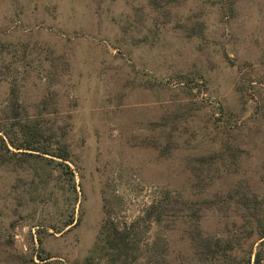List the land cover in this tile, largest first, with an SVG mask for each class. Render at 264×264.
<instances>
[{
	"label": "rangeland",
	"instance_id": "rangeland-1",
	"mask_svg": "<svg viewBox=\"0 0 264 264\" xmlns=\"http://www.w3.org/2000/svg\"><path fill=\"white\" fill-rule=\"evenodd\" d=\"M225 11L215 0H0V105L13 83L23 113L55 98L51 118L72 152L80 219L56 233L49 225L63 221L64 191L50 199L30 174L3 168L0 264L44 262L36 255L105 264L94 249L102 189L118 195L121 222L143 216L163 189L177 192L205 206L200 227L217 235L240 232L244 211L225 198L240 180L264 218V0H239L233 17ZM163 136L164 156L147 147V138L166 144ZM226 147L234 162L198 165ZM187 229L178 221L168 234V264H205Z\"/></svg>",
	"mask_w": 264,
	"mask_h": 264
},
{
	"label": "trees",
	"instance_id": "trees-1",
	"mask_svg": "<svg viewBox=\"0 0 264 264\" xmlns=\"http://www.w3.org/2000/svg\"><path fill=\"white\" fill-rule=\"evenodd\" d=\"M238 1L215 0V4L232 16ZM191 30L193 31L194 27ZM178 76H183L189 84L195 82L188 74L179 73ZM9 95L0 105V170L11 167L13 172L30 174L36 187L40 185L43 191L45 189L50 199L55 198L54 188L64 191L66 198L63 199V221L57 226L49 225L56 233H61L65 228L69 229L78 224L80 219L74 217L78 194L74 169L70 167L72 152L64 141L62 128L55 127L56 120L51 118L57 113L56 100L50 94L43 97L34 115L23 113L16 84H11ZM49 106L50 109H47ZM163 137L168 138L163 146L161 140L155 137L147 138V147L159 149L160 154L164 156L170 152L171 143L170 136ZM226 149L228 151H224V154L199 156L198 165L210 168L216 163L227 162L228 159L234 162L236 154L228 147ZM243 188L245 191L248 188L246 183L238 180L236 185L228 189L225 196L229 204L240 206L244 211L240 216L242 223L238 225L240 232L228 231L217 235L206 233L200 227V210L205 206L194 207L193 203L177 192L163 189L147 203L143 216L133 221L121 222L115 219L118 195L113 191L114 204L110 198H106L102 189L103 218L94 244L95 253L99 254L97 258L105 264H168L171 251L168 234L174 230L178 221H183L188 225L186 238L192 249L201 255L203 263L239 264L242 260V264H264V218L259 216L261 203L252 194L246 195ZM201 203L208 204L211 201L203 200ZM258 241L257 247L254 248ZM239 253H243L240 260L237 259ZM36 256L40 261H44L41 264L47 263L45 260L49 259ZM91 258L92 255L87 261Z\"/></svg>",
	"mask_w": 264,
	"mask_h": 264
}]
</instances>
